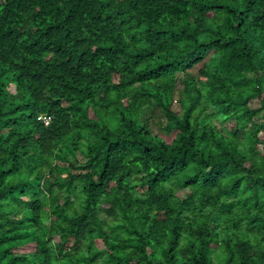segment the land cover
I'll use <instances>...</instances> for the list:
<instances>
[{
  "label": "trees",
  "instance_id": "trees-1",
  "mask_svg": "<svg viewBox=\"0 0 264 264\" xmlns=\"http://www.w3.org/2000/svg\"><path fill=\"white\" fill-rule=\"evenodd\" d=\"M0 264H264V0H0Z\"/></svg>",
  "mask_w": 264,
  "mask_h": 264
},
{
  "label": "rangeland",
  "instance_id": "rangeland-1",
  "mask_svg": "<svg viewBox=\"0 0 264 264\" xmlns=\"http://www.w3.org/2000/svg\"><path fill=\"white\" fill-rule=\"evenodd\" d=\"M172 107L176 108L175 103L172 101ZM160 116V112L154 110L153 111V116L150 118L147 122V126L151 129L156 125V121L158 120V117Z\"/></svg>",
  "mask_w": 264,
  "mask_h": 264
},
{
  "label": "built area",
  "instance_id": "built-area-1",
  "mask_svg": "<svg viewBox=\"0 0 264 264\" xmlns=\"http://www.w3.org/2000/svg\"><path fill=\"white\" fill-rule=\"evenodd\" d=\"M42 120H43L44 124H46V123H47V120H46V118H45V117H43V118H42Z\"/></svg>",
  "mask_w": 264,
  "mask_h": 264
}]
</instances>
